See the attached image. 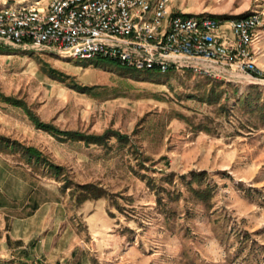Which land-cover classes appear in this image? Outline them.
Instances as JSON below:
<instances>
[{
  "label": "rangeland",
  "instance_id": "rangeland-1",
  "mask_svg": "<svg viewBox=\"0 0 264 264\" xmlns=\"http://www.w3.org/2000/svg\"><path fill=\"white\" fill-rule=\"evenodd\" d=\"M253 52L264 70L263 36ZM93 60L0 46V108L13 117L0 134L64 167L58 178L32 169L36 206L51 203L50 220L60 224L56 252L33 264H264V74L217 79ZM4 95L61 129H110L127 141H60ZM202 171L208 201L188 186ZM87 183L109 195L80 203ZM152 184L166 188L164 204Z\"/></svg>",
  "mask_w": 264,
  "mask_h": 264
},
{
  "label": "built area",
  "instance_id": "built-area-1",
  "mask_svg": "<svg viewBox=\"0 0 264 264\" xmlns=\"http://www.w3.org/2000/svg\"><path fill=\"white\" fill-rule=\"evenodd\" d=\"M174 0H23L0 8V46L78 60L108 58L137 70H190L224 79L264 70L253 49L264 8L240 17L174 13ZM256 75V76H255Z\"/></svg>",
  "mask_w": 264,
  "mask_h": 264
},
{
  "label": "crops",
  "instance_id": "crops-1",
  "mask_svg": "<svg viewBox=\"0 0 264 264\" xmlns=\"http://www.w3.org/2000/svg\"><path fill=\"white\" fill-rule=\"evenodd\" d=\"M20 1L0 0V8ZM253 7L263 8L264 0H174L169 5L174 13L219 17L244 16ZM262 36L264 41V29ZM6 120L13 121L10 110L0 108V123ZM14 140L29 145L26 139ZM34 188L32 168L18 155L0 151V264H33L36 258L56 252L60 224L50 220L51 203L39 201L36 206Z\"/></svg>",
  "mask_w": 264,
  "mask_h": 264
},
{
  "label": "trees",
  "instance_id": "trees-1",
  "mask_svg": "<svg viewBox=\"0 0 264 264\" xmlns=\"http://www.w3.org/2000/svg\"><path fill=\"white\" fill-rule=\"evenodd\" d=\"M98 58L108 59V58H103V57H98ZM131 69H134V68H131ZM147 71H150L152 73H157V74H164L157 69H152V70H147ZM53 72H55L54 69L51 71L50 75L54 79H57V76ZM171 72H175V71L170 70L166 73H171ZM257 77H261V76H257ZM222 84H223V81H219L217 85H222ZM84 88L85 87H81V89H84ZM209 97L210 99L208 100H211L212 96L210 95ZM249 99H250V95H248L247 100H246L248 104L250 103ZM3 101L12 106L21 108L24 111V113L27 115V117L33 122L36 128L48 132L52 136L58 138L60 141H66V140L83 141V142H86L87 144H98V145L107 144V142L111 138H118V140L121 142L127 141V139H125L127 138L126 135L120 133L119 131H114L110 129L101 135L88 134V133H84L78 130L61 129L50 122L43 121L34 112V110L25 101L21 99H17L12 96L4 95ZM261 107L264 109V105ZM0 151L18 155L19 159L25 164H28L32 169L39 168L40 166H43V167L46 166L49 171H52V175L53 173L55 174L56 178H58L63 173L62 171L64 170L63 166L56 165L55 163L50 161L39 148L32 146V145H26L20 142L19 140H14V139H11L10 137H6L1 134H0ZM143 168L148 170V167L146 166H144ZM206 174H207V171L191 172L192 178L188 182V186L190 187V190L192 191V193L198 199L203 200V201H208L212 197V189H213L210 184H205V187H202L204 185L203 177ZM173 175L174 174H171L170 176H173ZM183 177L186 178V176H183ZM151 180L152 179H150L149 182H151ZM194 182H197L198 187L194 185ZM79 188L81 190L78 196V200L80 203L87 201L89 199H100L102 197H107L109 195L108 190H106L104 187L100 185L93 184V183L82 184L79 186ZM152 189L156 190L158 204L159 205L164 204V192H166V188L157 186L156 184H152ZM19 264H31V263L20 262ZM53 264H61V263L55 262Z\"/></svg>",
  "mask_w": 264,
  "mask_h": 264
},
{
  "label": "bare ground",
  "instance_id": "bare-ground-1",
  "mask_svg": "<svg viewBox=\"0 0 264 264\" xmlns=\"http://www.w3.org/2000/svg\"><path fill=\"white\" fill-rule=\"evenodd\" d=\"M248 79H250V78H248Z\"/></svg>",
  "mask_w": 264,
  "mask_h": 264
}]
</instances>
